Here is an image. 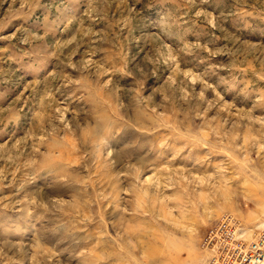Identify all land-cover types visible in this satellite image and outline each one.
Listing matches in <instances>:
<instances>
[{
    "label": "rangeland",
    "instance_id": "374dc122",
    "mask_svg": "<svg viewBox=\"0 0 264 264\" xmlns=\"http://www.w3.org/2000/svg\"><path fill=\"white\" fill-rule=\"evenodd\" d=\"M226 216L264 233V0H0V264H210Z\"/></svg>",
    "mask_w": 264,
    "mask_h": 264
},
{
    "label": "built area",
    "instance_id": "2783aa9c",
    "mask_svg": "<svg viewBox=\"0 0 264 264\" xmlns=\"http://www.w3.org/2000/svg\"><path fill=\"white\" fill-rule=\"evenodd\" d=\"M238 229L241 230V225L226 216L212 230L209 239L218 238L221 247L210 264H264V233L247 244Z\"/></svg>",
    "mask_w": 264,
    "mask_h": 264
}]
</instances>
